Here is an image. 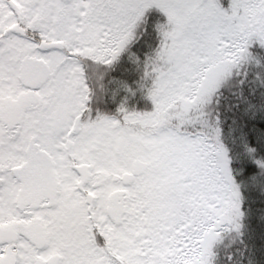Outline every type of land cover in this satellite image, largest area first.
Masks as SVG:
<instances>
[{
	"label": "snow or ice",
	"instance_id": "obj_1",
	"mask_svg": "<svg viewBox=\"0 0 264 264\" xmlns=\"http://www.w3.org/2000/svg\"><path fill=\"white\" fill-rule=\"evenodd\" d=\"M0 264H264V0H0Z\"/></svg>",
	"mask_w": 264,
	"mask_h": 264
}]
</instances>
